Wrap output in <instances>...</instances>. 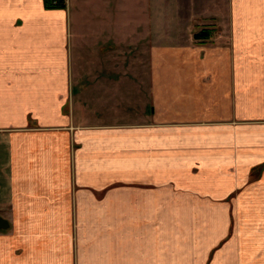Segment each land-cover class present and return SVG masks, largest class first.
<instances>
[{
    "label": "crops",
    "instance_id": "crops-1",
    "mask_svg": "<svg viewBox=\"0 0 264 264\" xmlns=\"http://www.w3.org/2000/svg\"><path fill=\"white\" fill-rule=\"evenodd\" d=\"M66 4L0 0V264H264V0Z\"/></svg>",
    "mask_w": 264,
    "mask_h": 264
},
{
    "label": "rangeland",
    "instance_id": "rangeland-1",
    "mask_svg": "<svg viewBox=\"0 0 264 264\" xmlns=\"http://www.w3.org/2000/svg\"><path fill=\"white\" fill-rule=\"evenodd\" d=\"M180 9L179 18L191 22L193 31L214 27L219 20L227 18L229 0H177Z\"/></svg>",
    "mask_w": 264,
    "mask_h": 264
},
{
    "label": "trees",
    "instance_id": "trees-1",
    "mask_svg": "<svg viewBox=\"0 0 264 264\" xmlns=\"http://www.w3.org/2000/svg\"><path fill=\"white\" fill-rule=\"evenodd\" d=\"M46 8L53 9V8H66V0H44ZM214 33V30L211 28L203 29L199 32H196L194 34V38L197 40H206L209 39L212 34Z\"/></svg>",
    "mask_w": 264,
    "mask_h": 264
},
{
    "label": "water",
    "instance_id": "water-1",
    "mask_svg": "<svg viewBox=\"0 0 264 264\" xmlns=\"http://www.w3.org/2000/svg\"><path fill=\"white\" fill-rule=\"evenodd\" d=\"M7 228L6 220L0 219V230H5Z\"/></svg>",
    "mask_w": 264,
    "mask_h": 264
}]
</instances>
